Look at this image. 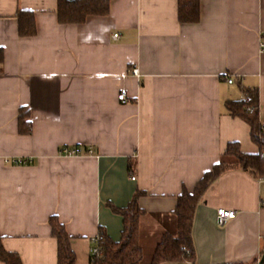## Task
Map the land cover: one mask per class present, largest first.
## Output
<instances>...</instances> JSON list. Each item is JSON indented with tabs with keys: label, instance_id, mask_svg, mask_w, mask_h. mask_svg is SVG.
Wrapping results in <instances>:
<instances>
[{
	"label": "crops",
	"instance_id": "0c3cea01",
	"mask_svg": "<svg viewBox=\"0 0 264 264\" xmlns=\"http://www.w3.org/2000/svg\"><path fill=\"white\" fill-rule=\"evenodd\" d=\"M200 2L196 23L179 21L178 0H112L107 15L63 24L58 0H0V238L23 264H57L52 216L71 236L76 264H89L101 228L121 238L114 207L138 190L140 242L152 255L161 235L176 231L178 195L229 143L259 151L250 125L227 105L257 89L264 126V0ZM24 10L35 14L33 36L19 34ZM22 107L30 134L19 131ZM66 146L94 152L67 156ZM262 197L260 177L240 168L220 175L196 207L194 262L162 264L258 261ZM221 207L237 213L224 225Z\"/></svg>",
	"mask_w": 264,
	"mask_h": 264
},
{
	"label": "trees",
	"instance_id": "16d2710c",
	"mask_svg": "<svg viewBox=\"0 0 264 264\" xmlns=\"http://www.w3.org/2000/svg\"><path fill=\"white\" fill-rule=\"evenodd\" d=\"M112 0H58L57 16L60 23L79 24L89 16H103L110 11ZM200 0H178V19L181 23H196L200 19ZM20 36L28 37L37 33L35 14L32 11H19L17 14ZM4 59L0 48V70ZM244 99L227 105L232 116L241 117L251 127L252 140L258 145L257 153H244L238 143H229L221 161L206 171L192 191L184 188L177 197L175 207L176 231L164 232L152 252L149 264L165 262H194L195 248L192 238L193 219L197 205L202 200L209 185L220 175L231 169H243L260 177L264 174V126L259 119V92L257 89H244ZM30 109L20 108L18 115L19 131L32 132ZM145 195L138 190L131 202L114 210L123 217V231L118 241L113 240L101 228V254L93 264H142L145 253L140 242V218L145 211L139 200ZM52 234L57 240V264H76V253L71 245V236L57 216L49 219ZM0 261L4 264H23L20 255L4 247L0 238ZM256 262V261H255ZM254 262V263H255ZM253 263V264H254ZM91 264V263H89ZM264 264V262H263Z\"/></svg>",
	"mask_w": 264,
	"mask_h": 264
},
{
	"label": "built area",
	"instance_id": "2783aa9c",
	"mask_svg": "<svg viewBox=\"0 0 264 264\" xmlns=\"http://www.w3.org/2000/svg\"><path fill=\"white\" fill-rule=\"evenodd\" d=\"M115 38L119 36L118 33H115L113 35ZM133 75L139 76V69L134 68L132 69ZM228 82L232 83L233 78L229 77ZM118 99L125 102L126 101V94L124 92L120 93L118 95ZM62 154L67 156H77V155H84V154H93L94 150L92 147H88L86 151L82 150L80 147H72V146H66L62 148ZM18 163H22V160L17 161ZM134 178V177H132ZM260 180L264 181V174L260 176ZM262 205H264V197L261 199ZM236 211L234 209H226V208H218L217 209V215H218V222L220 225L226 224L229 220L236 217ZM100 237L99 235H96L92 238V246L90 248V263L93 264L95 260L100 256L101 249H100Z\"/></svg>",
	"mask_w": 264,
	"mask_h": 264
},
{
	"label": "rangeland",
	"instance_id": "374dc122",
	"mask_svg": "<svg viewBox=\"0 0 264 264\" xmlns=\"http://www.w3.org/2000/svg\"><path fill=\"white\" fill-rule=\"evenodd\" d=\"M150 251L147 250V252L145 253V258L142 264H149L150 263Z\"/></svg>",
	"mask_w": 264,
	"mask_h": 264
},
{
	"label": "water",
	"instance_id": "95a60500",
	"mask_svg": "<svg viewBox=\"0 0 264 264\" xmlns=\"http://www.w3.org/2000/svg\"><path fill=\"white\" fill-rule=\"evenodd\" d=\"M263 262H264V252L262 254V257L258 261H256L254 264H263Z\"/></svg>",
	"mask_w": 264,
	"mask_h": 264
}]
</instances>
